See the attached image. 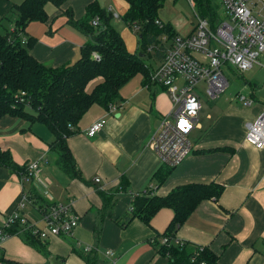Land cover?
<instances>
[{
    "label": "crops",
    "instance_id": "crops-1",
    "mask_svg": "<svg viewBox=\"0 0 264 264\" xmlns=\"http://www.w3.org/2000/svg\"><path fill=\"white\" fill-rule=\"evenodd\" d=\"M93 1L113 9L103 5L104 0H66L61 8L48 3L49 19L28 24L25 35L36 37L31 50L42 63L59 67L78 58L81 46L92 37L71 25L65 10L71 7L79 19ZM11 5L0 0V33L15 28L12 14L14 21L7 20V25L4 20ZM127 7L122 14L115 13L123 15ZM129 81L121 89L117 101L121 107L115 113L93 104L77 132L68 138L81 178H72L59 167L58 154L49 147L54 134L46 125L36 122L30 127L25 119L8 114L0 118L1 147L9 149L20 166L40 161L32 174L0 166V223L26 193L33 197L22 213L32 221L43 224L37 206L57 201L73 200L80 214L72 236L52 235L43 240L40 249L39 243H31L23 235L11 236L1 249V264H48L51 258L62 264H166L168 258L159 254L151 239L166 228L173 215L171 208L159 210L152 225L134 218L122 226L118 218L130 209L133 192L152 190L164 195L179 184L211 180L224 184V191L217 199L202 200L174 239L209 245L219 254L217 264H264V146L259 148L247 140L245 124L264 110V100L248 106L249 111L232 109L214 120L210 113L199 120L201 106L190 133L200 132L191 153L158 184L155 172L163 163L148 140L172 103L159 83L151 79L147 83L143 78L140 84L127 87ZM102 117L104 126L88 135V128ZM220 145L233 150L214 149ZM123 181L125 188H120ZM85 245L92 249L85 251ZM107 250L113 254H106Z\"/></svg>",
    "mask_w": 264,
    "mask_h": 264
},
{
    "label": "trees",
    "instance_id": "trees-1",
    "mask_svg": "<svg viewBox=\"0 0 264 264\" xmlns=\"http://www.w3.org/2000/svg\"><path fill=\"white\" fill-rule=\"evenodd\" d=\"M8 1L12 3L10 12L15 17V28L0 33V118L8 114L25 119L30 127L36 122L46 125L54 134L49 147L58 154L59 167L70 177L81 178L68 138L77 132L80 120L93 104L107 109L111 102L120 100L122 87L136 73L141 72L144 80L150 82L151 72L165 54L162 36H173L178 31L172 23L161 19L165 0H125L128 7L122 18L140 30L141 49H148V53L141 56L127 48L120 32L111 24L112 11L93 1L88 4L85 15L76 19L72 8L68 7L65 10L68 22L92 38L81 46L74 62L51 67L32 53L36 37L28 35L27 41L23 42L21 34L25 35L31 21L49 19L48 3L61 8L66 0ZM194 1L198 12L213 24L221 16L217 10L219 4L214 0ZM96 16L100 23L93 25L91 21ZM146 55L154 59L155 66L146 63ZM214 149L233 150L229 145ZM0 166L15 172L26 170V166L17 164L10 150L1 145ZM173 168L161 164L155 172L158 184L164 182ZM125 183L123 181L120 188H125ZM223 191L224 184L211 180L179 184L164 195L152 190L133 192L131 207L118 222L126 226L134 218H140L152 225V218L159 210L171 208L173 215L166 228L151 239L159 254L168 258L166 264H217L219 254L209 245L174 238L202 200L217 199ZM27 195L32 199V195ZM22 235L31 243H39V249L45 245L31 231ZM165 237L167 239L163 241Z\"/></svg>",
    "mask_w": 264,
    "mask_h": 264
},
{
    "label": "built area",
    "instance_id": "built-area-1",
    "mask_svg": "<svg viewBox=\"0 0 264 264\" xmlns=\"http://www.w3.org/2000/svg\"><path fill=\"white\" fill-rule=\"evenodd\" d=\"M189 1L195 6L194 0ZM258 3L263 5L259 7ZM220 5L223 6V15L214 24L196 11V20L189 33L162 36L165 54L150 78L166 88L172 109L161 115L148 145L163 164L176 166L192 151L190 133L197 124L202 106L196 87L203 84L208 95L214 98L229 85L226 67L238 72L247 71L256 63L264 67V60H260V56H264L262 0H220ZM91 22L98 25L99 16ZM21 36L26 42L27 36L24 33ZM238 97L245 106H251L255 101L246 94ZM120 107L117 102H111L106 110L112 114ZM105 123L104 117L95 121L88 128V135H95ZM246 138L259 148L264 146V110L254 120L246 122ZM39 164V160L29 162L26 171L34 173ZM31 201L27 193L24 194L17 208L0 223V257L5 241L11 236L31 231L42 240L52 235L70 237L80 223V214L75 210L73 200L37 206L43 224L22 213ZM16 225L17 229H14ZM91 249L90 245L84 246L85 251ZM106 254L111 255L113 251L107 250Z\"/></svg>",
    "mask_w": 264,
    "mask_h": 264
},
{
    "label": "rangeland",
    "instance_id": "rangeland-1",
    "mask_svg": "<svg viewBox=\"0 0 264 264\" xmlns=\"http://www.w3.org/2000/svg\"><path fill=\"white\" fill-rule=\"evenodd\" d=\"M214 1L219 4L217 7L218 13L223 15V6L220 5V0ZM262 2L264 3V0H262ZM102 4L106 7L110 5L113 6L112 12L114 13V16L111 18V24L120 32L127 48L132 52H144V55L148 53V49L143 47L141 49V44L139 43L140 30L135 26H131L129 23L125 22L122 18V15L118 16L115 13L118 11L120 14H122L127 2L125 0H104ZM258 4L259 7L263 5L262 3ZM196 11L198 12L196 5L193 6L189 0H165L164 6L160 11V16L164 21L172 23L177 28L178 32L184 35L191 31L192 24L196 20ZM10 16L11 12H9L8 15L4 17L7 25L9 23L7 20L14 21V19ZM5 22H3V24H6ZM145 57L146 63H148L150 66L156 65L153 58L147 55ZM260 60H264L263 55L260 56ZM225 73L228 78L229 85L217 97L211 98L203 84H200L198 87H196L203 107L199 120L206 119V113L212 114L214 120L218 117V115L225 114L227 111L232 109H237L238 111H249L250 107L244 105L242 100H240L238 97L239 94H246L252 97L254 96L255 102L253 104H256L259 100H264L263 66H259L256 63L253 68L244 72H238L226 67ZM143 78L144 76L141 72L136 73L130 79L127 87H130L132 83L140 84ZM199 133V130H196L194 133L190 134L192 142L198 138ZM33 217L35 218L34 212ZM48 264H62V261L57 258H51Z\"/></svg>",
    "mask_w": 264,
    "mask_h": 264
},
{
    "label": "water",
    "instance_id": "water-1",
    "mask_svg": "<svg viewBox=\"0 0 264 264\" xmlns=\"http://www.w3.org/2000/svg\"><path fill=\"white\" fill-rule=\"evenodd\" d=\"M140 55H141V56H143V55H144V53L142 52V53H140Z\"/></svg>",
    "mask_w": 264,
    "mask_h": 264
}]
</instances>
